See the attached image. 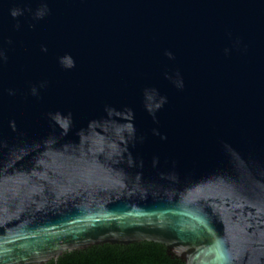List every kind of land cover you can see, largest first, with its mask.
I'll use <instances>...</instances> for the list:
<instances>
[{
	"label": "water",
	"instance_id": "water-1",
	"mask_svg": "<svg viewBox=\"0 0 264 264\" xmlns=\"http://www.w3.org/2000/svg\"><path fill=\"white\" fill-rule=\"evenodd\" d=\"M140 241L264 264V0H0V264Z\"/></svg>",
	"mask_w": 264,
	"mask_h": 264
},
{
	"label": "trees",
	"instance_id": "trees-1",
	"mask_svg": "<svg viewBox=\"0 0 264 264\" xmlns=\"http://www.w3.org/2000/svg\"><path fill=\"white\" fill-rule=\"evenodd\" d=\"M45 264H184L169 255L165 247L152 241H140L127 245L102 244L83 250L65 252L57 261Z\"/></svg>",
	"mask_w": 264,
	"mask_h": 264
}]
</instances>
